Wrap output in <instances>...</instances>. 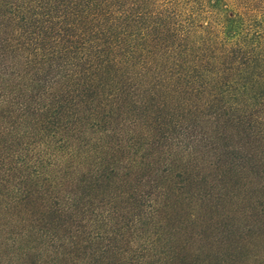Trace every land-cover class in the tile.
<instances>
[{"label":"trees","instance_id":"trees-1","mask_svg":"<svg viewBox=\"0 0 264 264\" xmlns=\"http://www.w3.org/2000/svg\"><path fill=\"white\" fill-rule=\"evenodd\" d=\"M0 108V251L15 247L37 204V237L68 250L58 264L78 233L81 245L97 242L74 251L82 264H171L153 242L141 246L147 254H109L121 227L109 222L125 215L102 204L129 185L115 178L116 157L134 167L183 113L219 108L244 122L264 113V0H0ZM65 182L67 209L55 196ZM143 215L128 224L144 225ZM71 228L78 241L66 244L57 233Z\"/></svg>","mask_w":264,"mask_h":264},{"label":"rangeland","instance_id":"rangeland-1","mask_svg":"<svg viewBox=\"0 0 264 264\" xmlns=\"http://www.w3.org/2000/svg\"><path fill=\"white\" fill-rule=\"evenodd\" d=\"M221 112L202 108L198 114L176 117L178 124L163 128L160 137L151 140L146 158H136L134 167L126 168L129 155L116 157L120 170L115 178L129 185L117 192L118 198L102 204L104 211L125 215L109 222L121 226L111 256L124 251L133 256L136 250L147 254L141 246L153 242L152 252H163L171 264H264V113L254 111L251 121L244 122L235 111ZM223 114L230 121H223ZM0 125L6 126L2 120ZM67 182L55 195L64 209L73 204ZM142 193L152 200V210L135 206ZM140 210L144 225H129L130 214ZM35 211L18 224L15 247L0 251V264H58L55 258L68 252L58 247L60 241L37 237V227L45 225L37 221V204ZM82 223L83 232L110 234L109 224ZM70 232L57 234L66 244L69 237L78 241L76 230ZM78 235L80 242L87 238L86 233ZM100 241L103 246L105 240ZM80 242L64 254L66 264H82L74 251L88 253L97 245L92 238L88 244ZM51 246L59 249L54 252ZM157 259L146 257L152 263Z\"/></svg>","mask_w":264,"mask_h":264}]
</instances>
